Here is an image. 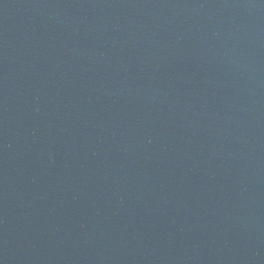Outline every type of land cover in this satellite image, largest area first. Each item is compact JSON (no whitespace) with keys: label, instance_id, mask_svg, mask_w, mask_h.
Wrapping results in <instances>:
<instances>
[{"label":"water","instance_id":"water-1","mask_svg":"<svg viewBox=\"0 0 264 264\" xmlns=\"http://www.w3.org/2000/svg\"><path fill=\"white\" fill-rule=\"evenodd\" d=\"M0 264H264V0H0Z\"/></svg>","mask_w":264,"mask_h":264}]
</instances>
